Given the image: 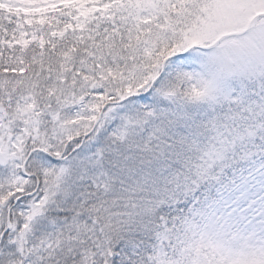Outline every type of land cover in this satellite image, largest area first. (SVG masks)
I'll list each match as a JSON object with an SVG mask.
<instances>
[{"label":"snow or ice","instance_id":"obj_1","mask_svg":"<svg viewBox=\"0 0 264 264\" xmlns=\"http://www.w3.org/2000/svg\"><path fill=\"white\" fill-rule=\"evenodd\" d=\"M0 264H264V0H0Z\"/></svg>","mask_w":264,"mask_h":264}]
</instances>
